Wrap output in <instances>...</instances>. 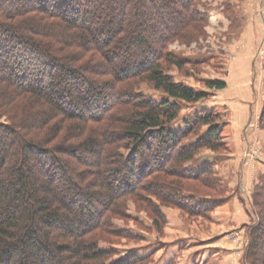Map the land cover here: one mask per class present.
<instances>
[{
	"label": "trees",
	"instance_id": "trees-1",
	"mask_svg": "<svg viewBox=\"0 0 264 264\" xmlns=\"http://www.w3.org/2000/svg\"><path fill=\"white\" fill-rule=\"evenodd\" d=\"M146 1L0 0V264H147L151 256L114 259L117 249L102 247L99 234L132 237L113 215L128 216L119 201L142 185L162 204L193 213L218 205L173 186L205 180L213 163L198 167L195 155L226 143L214 110L172 128L182 102L209 92L177 82L163 64L184 67L188 59L168 46L209 14L199 0ZM32 12L58 20L30 21L41 28L31 32L52 41L16 33L20 27L3 20ZM144 80L167 97L140 91L135 84ZM152 174L176 179L170 193ZM151 209L159 226L166 222L160 205ZM257 232H250V260L264 247Z\"/></svg>",
	"mask_w": 264,
	"mask_h": 264
},
{
	"label": "rangeland",
	"instance_id": "rangeland-1",
	"mask_svg": "<svg viewBox=\"0 0 264 264\" xmlns=\"http://www.w3.org/2000/svg\"><path fill=\"white\" fill-rule=\"evenodd\" d=\"M199 1L209 20L191 25L168 46L169 51L188 61L183 68L163 64L177 82L209 92V96L197 103L182 102L172 128L183 127L197 112L214 110L219 114L226 146L217 151L203 148L195 155L192 163L198 167L206 161L213 163V171L205 180L176 182L172 177L156 179L157 174L149 179L167 187L174 181L173 186L181 193L218 205L209 214L193 213L169 202L162 204L150 194L147 184L142 185L135 194L119 201L128 216L113 215L114 225L125 228L132 237L99 232L102 247L117 249L114 259L138 254L151 256L147 264H264V254L258 252L264 247L257 251V259H248L251 230L258 228L257 241L264 242V0ZM141 8L148 10L144 5ZM43 17L32 12L12 14L3 20L20 27L16 33L28 35L34 28L41 29L32 20L58 21ZM40 37L46 38L44 34ZM16 60L14 56L10 63ZM217 79L226 81L227 86L214 89L206 85ZM135 85L157 100L167 97L147 80ZM1 121L8 122L6 117ZM206 130L204 127L203 132ZM166 191L170 193V188ZM152 203L160 205L166 216L161 226L155 222ZM197 204L192 205L198 209Z\"/></svg>",
	"mask_w": 264,
	"mask_h": 264
},
{
	"label": "crops",
	"instance_id": "crops-1",
	"mask_svg": "<svg viewBox=\"0 0 264 264\" xmlns=\"http://www.w3.org/2000/svg\"><path fill=\"white\" fill-rule=\"evenodd\" d=\"M172 258H171V256H170V260H171ZM206 262H207V260H205Z\"/></svg>",
	"mask_w": 264,
	"mask_h": 264
}]
</instances>
